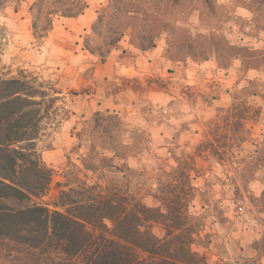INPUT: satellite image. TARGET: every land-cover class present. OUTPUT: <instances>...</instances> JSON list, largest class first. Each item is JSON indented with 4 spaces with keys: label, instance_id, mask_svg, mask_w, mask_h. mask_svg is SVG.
I'll use <instances>...</instances> for the list:
<instances>
[{
    "label": "rangeland",
    "instance_id": "374dc122",
    "mask_svg": "<svg viewBox=\"0 0 264 264\" xmlns=\"http://www.w3.org/2000/svg\"><path fill=\"white\" fill-rule=\"evenodd\" d=\"M261 2L0 0V78L47 93L40 137L21 147L52 181L18 205L55 209L74 189L156 208L164 192L190 199L169 215L209 264H264ZM0 264H38V249L2 240Z\"/></svg>",
    "mask_w": 264,
    "mask_h": 264
},
{
    "label": "trees",
    "instance_id": "16d2710c",
    "mask_svg": "<svg viewBox=\"0 0 264 264\" xmlns=\"http://www.w3.org/2000/svg\"><path fill=\"white\" fill-rule=\"evenodd\" d=\"M169 33L173 37V28ZM149 46L156 47L155 39ZM262 56L244 61L251 66ZM46 96L26 79L0 78V241L38 249V264H209L194 248L198 231L173 226L169 215L173 203V219L185 218L190 199L172 200L163 192L156 208L125 196L90 204L71 189L61 193L55 209L40 203L18 205L37 194V183L42 197L52 181V171L39 163L38 168L27 167L30 157L21 147H34L40 137ZM44 177L47 181L41 184Z\"/></svg>",
    "mask_w": 264,
    "mask_h": 264
},
{
    "label": "built area",
    "instance_id": "2783aa9c",
    "mask_svg": "<svg viewBox=\"0 0 264 264\" xmlns=\"http://www.w3.org/2000/svg\"><path fill=\"white\" fill-rule=\"evenodd\" d=\"M242 209V208H241ZM243 210V209H242Z\"/></svg>",
    "mask_w": 264,
    "mask_h": 264
}]
</instances>
